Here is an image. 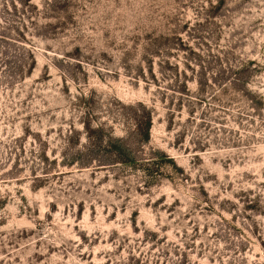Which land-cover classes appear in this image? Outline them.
<instances>
[{"label":"rangeland","instance_id":"obj_1","mask_svg":"<svg viewBox=\"0 0 264 264\" xmlns=\"http://www.w3.org/2000/svg\"><path fill=\"white\" fill-rule=\"evenodd\" d=\"M0 264H264V0H0Z\"/></svg>","mask_w":264,"mask_h":264}]
</instances>
